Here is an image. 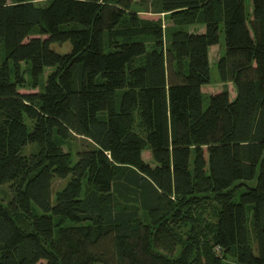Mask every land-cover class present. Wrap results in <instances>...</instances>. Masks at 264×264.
<instances>
[{
  "label": "trees",
  "instance_id": "obj_1",
  "mask_svg": "<svg viewBox=\"0 0 264 264\" xmlns=\"http://www.w3.org/2000/svg\"><path fill=\"white\" fill-rule=\"evenodd\" d=\"M137 3L0 0V264H264V0Z\"/></svg>",
  "mask_w": 264,
  "mask_h": 264
},
{
  "label": "rangeland",
  "instance_id": "obj_2",
  "mask_svg": "<svg viewBox=\"0 0 264 264\" xmlns=\"http://www.w3.org/2000/svg\"><path fill=\"white\" fill-rule=\"evenodd\" d=\"M35 2L36 5L38 4H44L45 0H33ZM138 1L136 8L139 10V16L140 18H143L147 21L150 22H160L162 25V31L164 34V40H169L171 37V31H173V29L175 28V25L173 22H171L169 15L168 14H160V13H156L153 12V6L151 5L150 2H152V0H149L148 2L146 1V3H140L142 0H135ZM250 7V6H249ZM251 10V7H250ZM66 26V25H63ZM200 25L199 26H193V27H187L186 29H188L189 31H197L199 32L200 30ZM67 28V27H66ZM221 37H220V44L216 45V46H211V48L209 49V65L211 66V70H210V78L211 81L209 84H206L204 86H202L201 90L203 92V107L204 109H207L210 101H209V96L212 95L213 93H220L223 92L224 89L228 90L229 94H230V98L233 99L236 93V89L233 87V84L231 83H222L220 77H219V72H218V68H217V62L218 60L224 55L225 53V32L223 31V29L221 30ZM52 48L54 50H56L59 54H63V53H67L70 50V44L69 43H64L62 45L59 44H53ZM48 76V73H46L43 77V80L45 81L46 78ZM68 147L69 150H71L72 152V159H71V164L75 165V163L78 160V151L86 149L89 147V141L85 140L83 137L80 136H74L73 138H71L69 140L68 143ZM33 149H35V146H29V147H25L23 148V153L28 155ZM66 150L68 149L67 146L65 148ZM144 158L148 159L150 158V154L149 152H145L144 153ZM69 179L67 180H57L53 182L52 184V199L55 201V197L56 194L59 190L63 189L64 186L67 184ZM254 181L253 182H245L243 184L245 185H241L239 188L240 193H238L235 197V201H239L240 195L241 193L245 192L246 190V186H251L254 185ZM10 199V194L9 191L4 188L3 191L0 194V200L3 201L4 203H7ZM213 203V202H212ZM211 204V202H210ZM33 211H35V213L37 214H42L43 211H41L38 206L35 204V206L33 207ZM142 214V212H141ZM247 214L248 217L250 219V221L252 220V212L251 209L248 208L247 209ZM203 215L207 216H212L211 215V207H207L205 208V212L203 213ZM253 247L255 248V243L253 245ZM255 252H257L256 248H255Z\"/></svg>",
  "mask_w": 264,
  "mask_h": 264
},
{
  "label": "crops",
  "instance_id": "obj_3",
  "mask_svg": "<svg viewBox=\"0 0 264 264\" xmlns=\"http://www.w3.org/2000/svg\"><path fill=\"white\" fill-rule=\"evenodd\" d=\"M204 30H205V29H204V26H201L199 31H204ZM235 96H236V93H235ZM235 96H234V97H235Z\"/></svg>",
  "mask_w": 264,
  "mask_h": 264
}]
</instances>
